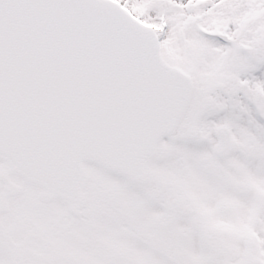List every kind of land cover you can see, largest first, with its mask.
<instances>
[{"label":"snow or ice","instance_id":"obj_1","mask_svg":"<svg viewBox=\"0 0 264 264\" xmlns=\"http://www.w3.org/2000/svg\"><path fill=\"white\" fill-rule=\"evenodd\" d=\"M0 264H264V0H0Z\"/></svg>","mask_w":264,"mask_h":264}]
</instances>
